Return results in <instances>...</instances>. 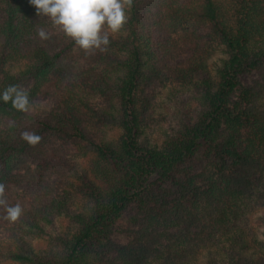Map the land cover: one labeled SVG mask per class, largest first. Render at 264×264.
I'll list each match as a JSON object with an SVG mask.
<instances>
[{"label":"trees","instance_id":"1","mask_svg":"<svg viewBox=\"0 0 264 264\" xmlns=\"http://www.w3.org/2000/svg\"><path fill=\"white\" fill-rule=\"evenodd\" d=\"M127 15L104 52L85 54L64 33L53 51L38 41L48 17L29 0H0V94L17 85L30 102L20 111L0 99V184L19 180L32 159L42 193L15 220L0 205V264H264V242L247 224L264 193V0H134ZM194 21L208 25L209 43L188 29ZM75 56L86 68L72 83L65 61ZM253 71L262 80L244 85ZM41 84L64 91L37 118L29 108ZM163 89L190 99L174 109L158 100ZM53 141L94 154L91 167L63 174L81 172L74 191L46 184L43 149ZM58 217L70 228L48 232ZM114 228L128 233L125 243ZM44 236L49 247L35 251L32 238Z\"/></svg>","mask_w":264,"mask_h":264},{"label":"rangeland","instance_id":"2","mask_svg":"<svg viewBox=\"0 0 264 264\" xmlns=\"http://www.w3.org/2000/svg\"><path fill=\"white\" fill-rule=\"evenodd\" d=\"M194 21L193 25H189V28L193 35H196L200 39L201 44H207L210 42L209 40V27L206 23H200ZM49 33V39L42 40L40 37L38 39L39 42L43 43L45 47H47L50 50H58L61 47V44L59 42V37H61V34L63 33L58 27L52 26L49 28H44ZM66 37V36H64ZM209 41V42H208ZM212 44V43H211ZM79 48V47H77ZM209 53V51L207 52ZM191 54V51L188 50L180 52L177 55L176 62L185 61L189 55ZM74 60H66L65 65L67 64L70 70V75L72 79V83H74V80L77 79L83 72V70L86 68V61L81 57H74ZM214 58V56H213ZM213 58L210 60L208 59V63L211 64ZM24 62V61H23ZM22 66V64H21ZM18 68V66H16ZM14 68V69H17ZM262 75L256 71L251 72L250 74H247L241 78V82L244 85L248 84H254L255 81H261ZM79 79H77L76 82H78ZM39 85L38 90L40 92L36 94L34 98V102L29 108L31 115L34 117H42L44 116L51 108V103L55 100L56 97H59L61 91H64L63 88H59V90H55L53 87L49 88L46 84ZM168 87H170L168 85ZM178 89H184L179 88L178 86H175L173 88L174 92ZM169 93V96L167 94V90L163 89L161 90V93L159 94L158 100H163V98L170 99L172 102H174L175 107L174 109H183V105L185 101H188L190 99V92L185 93L183 95L179 94H172ZM175 95V96H174ZM182 101H181V100ZM180 101V102H179ZM162 110V109H161ZM165 111V110H164ZM181 112V111H180ZM168 125V123H165V127ZM119 135L118 129H113L108 131L107 136L108 138H116ZM160 143L162 140V137L158 134L155 137ZM44 154L46 155L47 159L50 162L51 165V175L48 178V181L46 184H50L52 186H55L57 188H65L67 190L74 191L75 185H79L81 183V178H78L81 176V172L78 173V176L71 177L72 172H68V178L66 179L64 177V173L69 168H76L82 167L85 169L88 167H91V160L93 159L94 154L91 156H77L75 154L74 145H71L68 142H61V141H53L52 143L48 144L44 149ZM37 162H35L32 159H29L26 163V165L18 170L16 174L19 176V180H15L12 182H9L4 186V193H3V199L6 201V210L7 207H14L19 206L20 209L27 211L29 208V202L31 200L32 195H41L42 193L39 190V174L37 169ZM68 181L73 182V184H69ZM258 198V197H257ZM260 199V201H259ZM258 199L259 205L257 206L259 209L254 211L253 214L249 217L248 227L250 228L251 234L250 236L256 237L259 240L264 242V193L260 195ZM44 201L50 200L49 197H43ZM86 200V198L76 192L75 198H73V201L79 206L82 205V203ZM4 209V206H0V245L2 242L6 240L4 238V226L7 225L6 223V215L2 210ZM70 228V224L68 220L65 217H58L50 226L47 227V231L50 233H62L64 231H67ZM121 228H114L112 239L116 243H125L129 235L126 232H123L120 230ZM253 243V241L251 242ZM31 244L35 251L46 249L49 247V240L48 236L44 237H33L31 240ZM206 257L200 256L199 257V264H205ZM2 264H18L15 261L12 260H2Z\"/></svg>","mask_w":264,"mask_h":264},{"label":"clouds","instance_id":"3","mask_svg":"<svg viewBox=\"0 0 264 264\" xmlns=\"http://www.w3.org/2000/svg\"><path fill=\"white\" fill-rule=\"evenodd\" d=\"M35 7L37 16H46L74 44L92 54L96 50L104 52L110 44L109 32L115 34L122 30L128 21L127 11L133 6L134 0H29ZM42 40L49 39V33L38 29ZM0 99L11 101L20 111H27L29 97L27 92L17 85H10L0 94ZM14 126V122L12 125ZM22 138L35 144L40 137L34 133L24 132ZM4 185L0 184V205H6L3 199ZM20 207H7L8 217L15 220L20 215Z\"/></svg>","mask_w":264,"mask_h":264}]
</instances>
